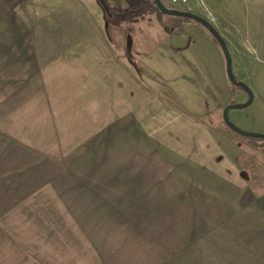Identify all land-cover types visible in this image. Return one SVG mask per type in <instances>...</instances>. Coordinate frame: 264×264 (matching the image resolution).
Segmentation results:
<instances>
[{
  "label": "rangeland",
  "instance_id": "1",
  "mask_svg": "<svg viewBox=\"0 0 264 264\" xmlns=\"http://www.w3.org/2000/svg\"><path fill=\"white\" fill-rule=\"evenodd\" d=\"M104 1L109 16L90 0H26V18L16 20L14 54L24 57L0 66V264L147 260L137 252L143 246L150 249V243L141 241L157 234V226L134 189L124 178L119 182L122 171L110 145L98 140V130L135 109L150 108L140 116L148 121L155 107L173 106L167 99L188 111L207 108L202 121L223 123V106L246 99L227 80L219 45L201 24L144 8L139 5L143 0ZM189 8L221 36L234 80L251 92L247 106L227 110L228 121L264 134V0H190ZM86 23L94 28L96 46L84 48L97 70L95 86L90 81L85 93L92 97L93 117L86 107L77 108L81 88L76 97L70 77L60 81L57 70L70 75L72 57H58L66 61L40 68L43 52L27 44L38 42L33 33L42 25L55 43L65 42L67 31L73 38L82 32L79 41H85ZM107 67L105 89L98 76ZM229 132L252 141L245 171L263 186L264 138ZM117 138L125 144L130 135L119 132ZM113 142L118 144L116 138Z\"/></svg>",
  "mask_w": 264,
  "mask_h": 264
},
{
  "label": "crops",
  "instance_id": "2",
  "mask_svg": "<svg viewBox=\"0 0 264 264\" xmlns=\"http://www.w3.org/2000/svg\"><path fill=\"white\" fill-rule=\"evenodd\" d=\"M27 13L26 0H0V62H5L0 66H7L18 57L14 54L18 50L14 45L16 20L25 19ZM90 22L94 24L93 16ZM86 24L85 41H79L82 32H75L73 38L67 31L65 42L55 43V37L42 25L33 33L39 36L38 42L27 44L31 50L34 45L35 51L43 52L40 68L52 66L59 61L58 57H72L70 75L57 70L61 74L58 82H67L70 77L71 95L75 91L76 96V90L81 88L77 108L86 107L87 115L93 117V100L89 101L92 97L85 93L90 81L95 86L97 70L92 59L89 64L84 48L93 51L96 46L94 28ZM29 29L31 33V24ZM18 55L17 59L24 57L21 52ZM98 77L107 89L109 67ZM102 97L107 98L104 94ZM167 100L173 106L155 107L148 121L140 116L150 108L135 109L108 120L98 130V140L110 145V155H114L124 174L119 182L124 178L127 186L134 189L157 226V234L141 241L151 245L150 249L143 246L138 250L141 259L148 258L138 264H264V185H259L255 175L249 177L245 171L249 166L245 154L254 151L250 148L252 141L235 138L222 122L202 121L207 108L202 113L188 111ZM119 132L130 135L125 144L117 138ZM115 138L118 144L113 142ZM93 145L92 138L91 148ZM93 155L94 152L89 154L88 162Z\"/></svg>",
  "mask_w": 264,
  "mask_h": 264
},
{
  "label": "water",
  "instance_id": "3",
  "mask_svg": "<svg viewBox=\"0 0 264 264\" xmlns=\"http://www.w3.org/2000/svg\"><path fill=\"white\" fill-rule=\"evenodd\" d=\"M97 2L100 5V7L102 8L103 12L109 16L110 15L109 8H108L107 4L105 3V1L104 0H97ZM152 2L155 5V7L165 15L185 17V18L191 19V20L201 24L211 34V36L214 38V40L219 45V48L221 50L223 60H224V71H225V75H226L227 80L232 84L236 83V81L234 80V77L232 75V72H231L230 57H229V53H228L226 44L223 41V39L221 38V36L213 29L211 24L206 19H204L202 16H199L198 14H195L189 10H174V9L167 8L164 4H162L161 0H152ZM240 87L245 91L246 99L243 102L229 103V104H226L225 106H223V108L221 110L222 121L227 128H229L231 131L235 132L236 134H238L240 136L250 137V138L251 137L252 138H264V134L253 133V132H248L245 130L238 129V128L234 127L228 121L226 114H227V110L229 108L245 107L251 101L252 95H251L250 90L244 84H240Z\"/></svg>",
  "mask_w": 264,
  "mask_h": 264
},
{
  "label": "built area",
  "instance_id": "4",
  "mask_svg": "<svg viewBox=\"0 0 264 264\" xmlns=\"http://www.w3.org/2000/svg\"><path fill=\"white\" fill-rule=\"evenodd\" d=\"M167 5L176 10H189L190 0H166Z\"/></svg>",
  "mask_w": 264,
  "mask_h": 264
},
{
  "label": "trees",
  "instance_id": "5",
  "mask_svg": "<svg viewBox=\"0 0 264 264\" xmlns=\"http://www.w3.org/2000/svg\"><path fill=\"white\" fill-rule=\"evenodd\" d=\"M162 2V1H161ZM162 4H164L167 8H170V9H173L172 7H170L169 5H167V4H165V3H163L162 2ZM139 5H142V6H144V8H149V9H152V10H154V11H156L157 13H159V14H163L162 12H160L156 7H155V5L153 4V2H152V0H143V2H141ZM134 9H135V7H134ZM174 10H176V9H174ZM135 12V11H134ZM174 17H176L177 19H186L185 17H179V16H174ZM214 40V39H213ZM235 84H237V83H235ZM235 84H233L234 86H236ZM237 87V86H236ZM237 88H239V87H237Z\"/></svg>",
  "mask_w": 264,
  "mask_h": 264
},
{
  "label": "flooded vegetation",
  "instance_id": "6",
  "mask_svg": "<svg viewBox=\"0 0 264 264\" xmlns=\"http://www.w3.org/2000/svg\"><path fill=\"white\" fill-rule=\"evenodd\" d=\"M237 84H235L237 87H239V89L240 90H242L244 93H245V91L240 87V83H238V82H236ZM245 95H246V93H245Z\"/></svg>",
  "mask_w": 264,
  "mask_h": 264
}]
</instances>
